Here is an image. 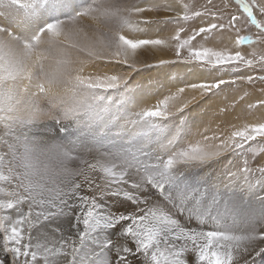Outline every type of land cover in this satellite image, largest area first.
<instances>
[{"label":"snow or ice","instance_id":"obj_1","mask_svg":"<svg viewBox=\"0 0 264 264\" xmlns=\"http://www.w3.org/2000/svg\"><path fill=\"white\" fill-rule=\"evenodd\" d=\"M264 0H0V264H260Z\"/></svg>","mask_w":264,"mask_h":264},{"label":"rangeland","instance_id":"obj_2","mask_svg":"<svg viewBox=\"0 0 264 264\" xmlns=\"http://www.w3.org/2000/svg\"><path fill=\"white\" fill-rule=\"evenodd\" d=\"M260 260V264H264V258H258Z\"/></svg>","mask_w":264,"mask_h":264}]
</instances>
